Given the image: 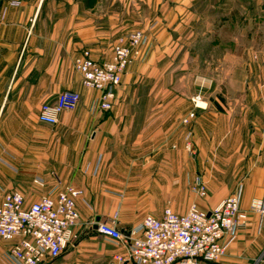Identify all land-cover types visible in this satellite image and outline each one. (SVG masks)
I'll list each match as a JSON object with an SVG mask.
<instances>
[{
	"label": "crops",
	"instance_id": "crops-1",
	"mask_svg": "<svg viewBox=\"0 0 264 264\" xmlns=\"http://www.w3.org/2000/svg\"><path fill=\"white\" fill-rule=\"evenodd\" d=\"M230 6L231 0H0V204L18 191L29 206L58 180L83 192L75 230L83 235L43 264H111L125 248L94 225L126 233L167 208L184 214L196 202L209 212L239 185L247 224L221 264H264V215L251 208L264 201V127L232 121L225 101L219 111L211 102L195 109L198 90L175 84L189 69L228 63V55L213 52L224 49L217 19L230 16ZM139 29L148 37L146 58L128 67L112 109L102 111L100 93L82 85L75 59L88 50L96 61H110L114 47ZM69 90L80 93L78 108L56 125L41 123V105ZM192 111L196 118L183 125ZM197 175L207 185L205 199L191 193ZM12 244L0 238V264H11Z\"/></svg>",
	"mask_w": 264,
	"mask_h": 264
},
{
	"label": "built area",
	"instance_id": "built-area-1",
	"mask_svg": "<svg viewBox=\"0 0 264 264\" xmlns=\"http://www.w3.org/2000/svg\"><path fill=\"white\" fill-rule=\"evenodd\" d=\"M13 4L17 6L19 2ZM147 46L145 32L134 30L114 47L110 61L100 63L88 50L75 59L82 85L100 93L98 104L102 111L112 109L124 74L135 60L145 58ZM80 101V93L64 91L55 102L41 105L38 120L56 125L60 115L75 111ZM192 103L195 109L207 108L201 92L192 98ZM196 116L195 111L190 112L183 118V125H190ZM186 149L194 154L190 142ZM35 183L45 186L42 179H36ZM190 189L199 199L207 197V185L201 175L195 177ZM82 196V190L62 185L59 180L29 206L23 193L5 194L0 204V238L13 243L8 261L43 264L59 259L74 241L80 220L77 200ZM242 196L243 185H239L209 212L192 203L184 214L167 208L160 218L147 215L140 226L126 233L108 224L99 225L97 231L125 248L124 253L114 256L111 264H221L229 243L247 224L248 214L241 208ZM251 208L264 215L263 200L254 201ZM226 238L228 242L224 241Z\"/></svg>",
	"mask_w": 264,
	"mask_h": 264
},
{
	"label": "rangeland",
	"instance_id": "rangeland-1",
	"mask_svg": "<svg viewBox=\"0 0 264 264\" xmlns=\"http://www.w3.org/2000/svg\"><path fill=\"white\" fill-rule=\"evenodd\" d=\"M230 9L231 15L224 21L217 19V24L224 25L216 35L224 49L213 52L218 57L228 55V63L201 67V71L189 69L186 78L180 77L181 81L175 83L176 88L202 92L206 105L211 102L215 110L225 101L227 110L229 106L232 109V121H257L264 127V0H231ZM205 91H208L207 97ZM83 233L77 231L73 242Z\"/></svg>",
	"mask_w": 264,
	"mask_h": 264
},
{
	"label": "water",
	"instance_id": "water-1",
	"mask_svg": "<svg viewBox=\"0 0 264 264\" xmlns=\"http://www.w3.org/2000/svg\"><path fill=\"white\" fill-rule=\"evenodd\" d=\"M98 228H99L98 224L94 225V227H93L94 230H98Z\"/></svg>",
	"mask_w": 264,
	"mask_h": 264
}]
</instances>
